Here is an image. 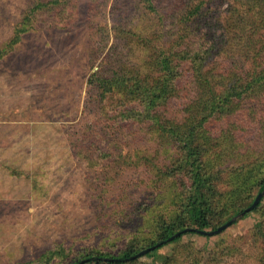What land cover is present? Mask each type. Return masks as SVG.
<instances>
[{"label":"rangeland","instance_id":"rangeland-1","mask_svg":"<svg viewBox=\"0 0 264 264\" xmlns=\"http://www.w3.org/2000/svg\"><path fill=\"white\" fill-rule=\"evenodd\" d=\"M115 1L60 0L39 8L44 0H0V264L97 258L140 237L147 245L154 238L148 227L177 197L155 176L175 156L173 147L149 124L116 121L110 108L109 127L94 106L99 97L89 78L114 46H124L119 28L136 18L148 33L160 29L147 0H123L134 10L121 22ZM209 5L219 11V30L233 35L226 6ZM240 18L232 29H244L247 41L264 39V28L252 23L257 17ZM248 61L253 69V58ZM241 135L246 142L259 138V128ZM262 206L222 234L185 235L136 264H262L251 237L264 220ZM50 253L55 256L46 259Z\"/></svg>","mask_w":264,"mask_h":264},{"label":"trees","instance_id":"trees-1","mask_svg":"<svg viewBox=\"0 0 264 264\" xmlns=\"http://www.w3.org/2000/svg\"><path fill=\"white\" fill-rule=\"evenodd\" d=\"M193 1L147 0L148 10L159 16V31L148 33L136 18L127 21L118 36L124 46H114L107 63L89 78L99 97L94 106L109 127L111 111L118 115L116 121L149 124L166 147H173L175 156L163 168L156 166L155 176L177 197L148 227L154 238L147 245L140 237L126 249L62 264H136L133 256L157 244L161 246L150 254L185 235L209 238L200 231L217 230L242 214L264 189V39L247 41L244 29H232L238 25L236 15L257 17L252 23L264 28V0L207 1L226 6L227 28L233 35L219 30L214 20L220 17L218 10L212 11L205 0L196 5ZM59 2L44 0L38 7ZM68 8V17L78 10L77 5ZM114 10L121 22L134 9L130 1L117 0ZM19 39L16 36L10 48ZM249 57L256 64L253 69H247ZM138 58L143 60L139 66ZM106 99L113 105L106 108ZM255 126L259 138L246 142L241 134ZM263 202L264 197L248 214L262 211ZM263 221L251 235L260 244L261 256ZM178 233L180 237L169 241ZM261 261L264 264V258Z\"/></svg>","mask_w":264,"mask_h":264},{"label":"water","instance_id":"water-1","mask_svg":"<svg viewBox=\"0 0 264 264\" xmlns=\"http://www.w3.org/2000/svg\"><path fill=\"white\" fill-rule=\"evenodd\" d=\"M264 197V189L263 191L258 195V197L256 198L255 202L253 203V205L251 207H249L248 209H246L242 214L234 217L231 221H229L228 223H226L225 225L219 227L217 230L215 231H212V232H206V231H200V234H203V235H209V236H215V235H218V234H221L223 233L224 231H226V229H228L229 227H231L233 225V223L240 219L241 217L245 216L246 214L250 213L252 210H254L261 202L262 198ZM191 231H195V229H186L184 231L185 232H191ZM181 236V233H178L176 234L175 236L171 237L169 239V241H172L174 240L175 238H178ZM161 246V244H157L156 246H153V247H150V248H147L143 251H141L140 253H138L137 255L133 256L132 259L135 260V259H139L143 256H146L148 255L149 253L153 252L154 250H156L157 248H159Z\"/></svg>","mask_w":264,"mask_h":264}]
</instances>
